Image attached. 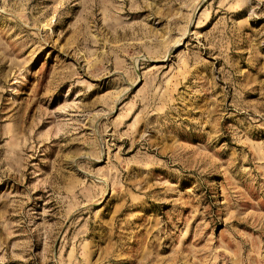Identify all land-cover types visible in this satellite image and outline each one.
Returning <instances> with one entry per match:
<instances>
[{"label": "rangeland", "instance_id": "rangeland-1", "mask_svg": "<svg viewBox=\"0 0 264 264\" xmlns=\"http://www.w3.org/2000/svg\"><path fill=\"white\" fill-rule=\"evenodd\" d=\"M0 264H264V0H0Z\"/></svg>", "mask_w": 264, "mask_h": 264}]
</instances>
